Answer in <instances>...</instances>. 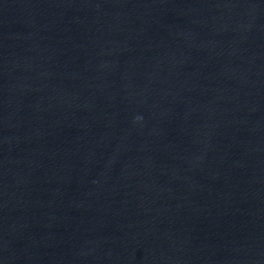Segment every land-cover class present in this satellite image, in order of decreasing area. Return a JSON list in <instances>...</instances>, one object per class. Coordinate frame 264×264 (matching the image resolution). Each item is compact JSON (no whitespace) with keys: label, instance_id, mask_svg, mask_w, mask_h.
Listing matches in <instances>:
<instances>
[{"label":"water","instance_id":"1","mask_svg":"<svg viewBox=\"0 0 264 264\" xmlns=\"http://www.w3.org/2000/svg\"><path fill=\"white\" fill-rule=\"evenodd\" d=\"M0 264H264V0H0Z\"/></svg>","mask_w":264,"mask_h":264}]
</instances>
